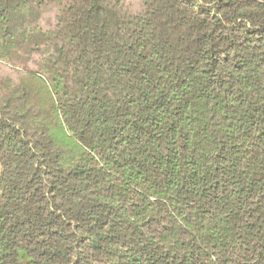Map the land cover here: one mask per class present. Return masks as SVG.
Listing matches in <instances>:
<instances>
[{"label":"trees","instance_id":"obj_1","mask_svg":"<svg viewBox=\"0 0 264 264\" xmlns=\"http://www.w3.org/2000/svg\"><path fill=\"white\" fill-rule=\"evenodd\" d=\"M0 264H264V0H0Z\"/></svg>","mask_w":264,"mask_h":264},{"label":"crops","instance_id":"obj_2","mask_svg":"<svg viewBox=\"0 0 264 264\" xmlns=\"http://www.w3.org/2000/svg\"><path fill=\"white\" fill-rule=\"evenodd\" d=\"M0 173H1V168H0Z\"/></svg>","mask_w":264,"mask_h":264}]
</instances>
